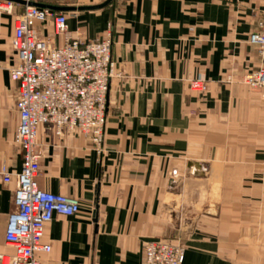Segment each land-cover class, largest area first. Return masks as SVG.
Segmentation results:
<instances>
[{
    "label": "crops",
    "instance_id": "1",
    "mask_svg": "<svg viewBox=\"0 0 264 264\" xmlns=\"http://www.w3.org/2000/svg\"><path fill=\"white\" fill-rule=\"evenodd\" d=\"M107 0H33L56 8ZM23 12L0 14V167L18 173V86L11 41ZM67 16L73 36L109 32L116 72L107 96L103 153L89 139L39 129L38 183L78 199L74 217L56 215L44 234L42 264H145L149 241L181 242L184 264H264V89L244 77L264 66L248 42L264 0H116ZM38 32L56 46L52 23ZM203 78L202 98L189 83ZM177 171L178 178L173 177ZM15 183L0 181V255L16 213Z\"/></svg>",
    "mask_w": 264,
    "mask_h": 264
},
{
    "label": "built area",
    "instance_id": "2",
    "mask_svg": "<svg viewBox=\"0 0 264 264\" xmlns=\"http://www.w3.org/2000/svg\"><path fill=\"white\" fill-rule=\"evenodd\" d=\"M27 4L33 0H19ZM17 5L0 0V14H11ZM67 16L48 9L23 6L14 22L11 45L16 63L9 69L10 80L18 86V143L23 165L18 173L7 165L0 167V181L15 183L16 213L11 215L6 243L13 254H1L0 264H42L38 255L50 253L43 244L47 226L56 215L74 217L81 211L78 199L54 195L41 189L38 178L44 148L38 142L39 129L52 127L61 137L68 130L91 141L103 153L106 106L112 79L122 78L112 59V37L89 40L69 31ZM52 23L55 35L63 37L56 46L38 32L39 26ZM264 61V16L248 40ZM243 84L264 89V66L247 74ZM190 90L202 98L207 82L199 77L189 83ZM173 177L178 178L177 171ZM145 264H184L186 248L181 242L149 241L144 245Z\"/></svg>",
    "mask_w": 264,
    "mask_h": 264
},
{
    "label": "water",
    "instance_id": "3",
    "mask_svg": "<svg viewBox=\"0 0 264 264\" xmlns=\"http://www.w3.org/2000/svg\"><path fill=\"white\" fill-rule=\"evenodd\" d=\"M5 1H9V2H12L14 4L22 5V6L29 5V6H33V7L44 8V9H48V10H51V11H54V12H71V11L75 12V11H97V10H102V9L110 6L111 4H113L116 0H107L106 2H104L103 4L98 5V6L79 7V8H75V7L74 8L45 7V6H42V5L33 3V2L27 4L26 2L19 1V0H5Z\"/></svg>",
    "mask_w": 264,
    "mask_h": 264
}]
</instances>
